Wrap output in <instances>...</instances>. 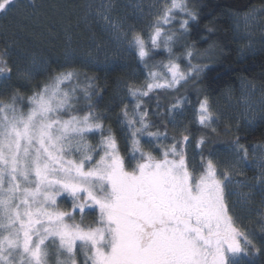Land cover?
I'll return each mask as SVG.
<instances>
[{"label":"snow or ice","instance_id":"snow-or-ice-1","mask_svg":"<svg viewBox=\"0 0 264 264\" xmlns=\"http://www.w3.org/2000/svg\"><path fill=\"white\" fill-rule=\"evenodd\" d=\"M22 7L21 0H0V16L18 13L17 33L37 19L34 3ZM48 7L54 16L76 9L85 23L103 21L115 51L109 61L94 37L80 50L67 29L57 58L15 38L0 48V264L264 261V145L242 143L240 135L264 125V87L259 102L249 103L256 86L243 81L244 124L220 127L212 82L204 86L202 79L215 45L197 47L196 6L138 0L134 12L146 19L144 27L114 22L112 0ZM261 18L264 4L233 17L244 25L242 53L252 50L250 23ZM126 54L136 66L118 81L117 131L98 108L99 78L84 69L115 72L129 67L119 63ZM189 84L194 101L181 91ZM222 135L231 139L221 143ZM253 167L250 181L245 169ZM256 196L259 236L244 223Z\"/></svg>","mask_w":264,"mask_h":264},{"label":"trees","instance_id":"trees-1","mask_svg":"<svg viewBox=\"0 0 264 264\" xmlns=\"http://www.w3.org/2000/svg\"><path fill=\"white\" fill-rule=\"evenodd\" d=\"M56 2L66 3L69 0H21V11L23 10L22 6L29 3H34L38 9L37 19L30 22L23 33H17L19 20L17 12L9 13L7 19L0 16V48L4 46L6 38L9 42L15 38L24 47L31 48L41 55L57 58L64 51L65 29H67L72 36L74 46H78L80 50H83L92 44L94 37L95 42L102 43L105 46V49L109 52L108 59L111 61L115 49L106 38V33L103 30L104 22L93 19L85 23L79 19L80 14L76 9H72L70 12L65 10L54 16L48 6ZM112 2L115 4V10L111 13L114 22L125 20L126 24L135 23L137 27L146 25V19H140L134 12V6L138 0H112ZM143 2L146 6L151 3V0H143ZM92 3L99 6L102 0H92ZM190 3L196 6L201 17L193 34L197 41V47L203 51L208 49L209 45H215L210 53L211 58L204 61L211 70L202 74V79L204 86L212 82V87L208 91L212 96L214 107L222 116L220 127H223V124L229 121L233 124L237 122L244 124L242 116L244 112L242 105L244 99L242 96L243 81H251L261 90L264 87V41L261 38L264 31L261 34L260 32H253L252 50L242 53L240 50L247 44V40L241 39L242 36L238 35L233 17L242 14L249 7H260L264 4V0H190ZM28 11L31 12V9H28ZM206 26L212 27L214 31L209 34ZM5 32L7 37L4 35ZM196 33H199V35H196ZM200 36L208 37V42L205 43L200 39ZM12 59L15 60L16 57L13 56ZM100 59L101 61L104 60L103 53ZM119 63L129 67H122L115 72L84 69L88 75L99 78L97 83L104 90L100 93L103 98L99 99L98 108L108 116L106 123H110L113 129L117 131L119 129V125L116 123L117 114L119 113V94L122 91L118 81L126 79L135 69L136 60L126 54ZM43 79L44 77H39L36 82ZM13 80L15 81V77H13ZM228 89L231 90L230 96L223 94ZM181 91L190 95L193 101L195 100L196 94L191 84L186 85ZM254 99L257 104L260 93L255 94ZM186 116L188 119L192 118L190 110L186 113ZM254 127L255 131L242 128L240 132L242 143L250 146L264 145V125L257 123ZM169 131L171 132L170 127ZM230 139L231 137L222 135L219 137V142H226ZM251 151L250 148V154ZM255 173L256 169L254 167L245 169V174L250 181ZM259 201L260 197L256 196L252 204V211L244 213L246 217L244 220L245 225L250 230H255L258 236L259 232L255 219L256 211L260 206ZM63 206L70 207V204H64ZM92 219L93 217H88V221ZM257 264H264V261L257 257Z\"/></svg>","mask_w":264,"mask_h":264},{"label":"rangeland","instance_id":"rangeland-1","mask_svg":"<svg viewBox=\"0 0 264 264\" xmlns=\"http://www.w3.org/2000/svg\"><path fill=\"white\" fill-rule=\"evenodd\" d=\"M235 25H236L235 27H236L238 35L244 36V25H243V22H241L239 26H237V24H235ZM263 27H264V18L258 19L256 21H253V22L250 23V28H251L252 33L253 32H260V34L263 33V31H262ZM261 38L264 41V34L262 35ZM258 93L261 94V89H259V87L258 88L256 87L255 93L251 96V99L248 102L256 104L254 97H255V94L257 95ZM243 94H244V88L242 89V96L244 98ZM244 100L245 99H243V101H242L243 102L242 103L243 106H244V103H245Z\"/></svg>","mask_w":264,"mask_h":264}]
</instances>
